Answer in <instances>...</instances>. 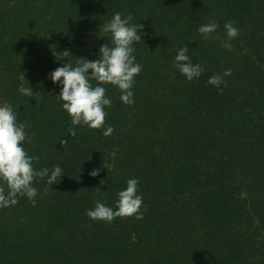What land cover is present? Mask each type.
Listing matches in <instances>:
<instances>
[{"label": "trees", "instance_id": "16d2710c", "mask_svg": "<svg viewBox=\"0 0 264 264\" xmlns=\"http://www.w3.org/2000/svg\"><path fill=\"white\" fill-rule=\"evenodd\" d=\"M117 12L143 25L134 104L104 85L113 133L77 125L72 137L48 75L97 59ZM225 22L239 29L231 48ZM185 45L203 68L191 82L173 66ZM228 69L219 89L208 83ZM22 73L34 97L18 92ZM0 103L25 123L33 167L64 172L34 181L35 206L21 196L0 208V264H264V0H0ZM131 178L143 219L86 215L97 200L115 208Z\"/></svg>", "mask_w": 264, "mask_h": 264}, {"label": "clouds", "instance_id": "9594fccd", "mask_svg": "<svg viewBox=\"0 0 264 264\" xmlns=\"http://www.w3.org/2000/svg\"><path fill=\"white\" fill-rule=\"evenodd\" d=\"M132 16H122L121 13H114L113 16L103 23L99 32L110 34V43L103 44L98 49V58L88 60L79 57L75 64L69 59L67 63L55 68L48 75V79L60 90L55 97L61 102L64 110L71 118L72 127L69 135L76 136V126L88 127L89 129H104L103 135L110 136L114 128L105 127L107 116L106 108H110L112 100L106 95V84L115 86L121 93L120 100L125 105L134 104V92L132 91L135 77L142 71V66L136 63L134 55V43L142 40L141 31L143 25L132 23ZM219 24L210 20L202 24L197 31L205 38L214 33ZM224 29L227 40L223 42L225 48H231V41L239 36V29L233 22H225ZM67 58L70 53L63 52ZM173 66L189 82L194 78L198 79L203 68L200 64H193L189 56V46L185 45L176 49ZM91 70V71H89ZM231 75V69L225 70L223 76L213 75L209 77L208 83L220 88L225 83L224 77ZM25 76L22 73L19 77L18 92L28 97H34L32 87H25ZM92 81H96L93 86ZM25 123L18 122L16 111L6 103H0V183L7 186L5 192L0 188V208H7L16 205L18 197L25 196L36 205L35 197L38 190L33 186L37 178L45 179L48 185L61 179L63 169L58 164L51 170L42 168L37 171L33 167V160L36 157L28 155L24 144L30 142L26 133ZM67 140L61 141V144ZM115 157V151L111 154ZM100 169H93L89 175L96 177ZM59 179V181H60ZM103 181H101L102 183ZM140 181L136 178L128 179L126 188L117 192L115 208L106 206L105 203L97 200L95 207L86 210V215L93 221H104L111 223L116 217H132L137 220L143 219L140 211L143 197L138 192Z\"/></svg>", "mask_w": 264, "mask_h": 264}]
</instances>
